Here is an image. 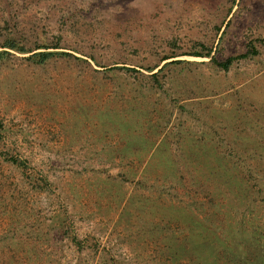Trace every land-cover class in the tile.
Here are the masks:
<instances>
[{
    "label": "rangeland",
    "instance_id": "rangeland-1",
    "mask_svg": "<svg viewBox=\"0 0 264 264\" xmlns=\"http://www.w3.org/2000/svg\"><path fill=\"white\" fill-rule=\"evenodd\" d=\"M8 38L71 55L0 62V264H264V0H0Z\"/></svg>",
    "mask_w": 264,
    "mask_h": 264
},
{
    "label": "trees",
    "instance_id": "trees-1",
    "mask_svg": "<svg viewBox=\"0 0 264 264\" xmlns=\"http://www.w3.org/2000/svg\"><path fill=\"white\" fill-rule=\"evenodd\" d=\"M58 42L56 41L52 46L48 45H37L34 49H28L27 47H24L22 45H19L17 41L13 40L12 38H8L4 43H1L0 45V62H3L6 60L10 55L11 52L8 49H15L19 53H29L25 59L29 60L35 64H43L46 61H48L50 58L61 55V56H70V53L58 51ZM39 49V50H38ZM42 49V50H40ZM38 50V51H37ZM252 53H255L256 51L254 49L250 50ZM211 51L208 50L206 53H201L198 51H195L191 53V55L195 56H210ZM249 51L247 53L240 54L238 56H229L223 61L216 60L212 58L213 62L218 65L219 67L223 69H228L229 66L233 63L234 60L237 58H243L248 55ZM173 56H166L163 58V60L171 58ZM169 62L178 63L181 62V60H172ZM167 64V63H165ZM2 123L0 121V138H1V130H2ZM9 160H11L15 164H23L18 158L16 157H9Z\"/></svg>",
    "mask_w": 264,
    "mask_h": 264
}]
</instances>
